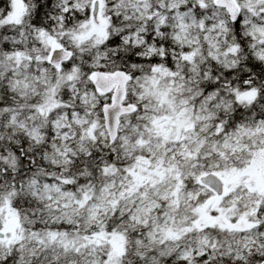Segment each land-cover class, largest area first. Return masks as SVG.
Instances as JSON below:
<instances>
[{
	"label": "snow or ice",
	"instance_id": "snow-or-ice-1",
	"mask_svg": "<svg viewBox=\"0 0 264 264\" xmlns=\"http://www.w3.org/2000/svg\"><path fill=\"white\" fill-rule=\"evenodd\" d=\"M0 264H264V0H0Z\"/></svg>",
	"mask_w": 264,
	"mask_h": 264
}]
</instances>
